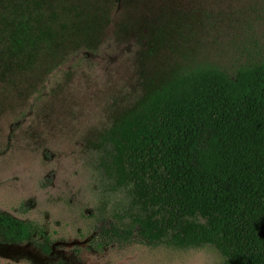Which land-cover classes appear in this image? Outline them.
<instances>
[{
	"label": "rangeland",
	"instance_id": "rangeland-1",
	"mask_svg": "<svg viewBox=\"0 0 264 264\" xmlns=\"http://www.w3.org/2000/svg\"><path fill=\"white\" fill-rule=\"evenodd\" d=\"M15 14L48 34L12 45ZM262 57L264 0H0V212L38 229L0 235V264H222L212 245L103 243L134 209L104 136L178 67Z\"/></svg>",
	"mask_w": 264,
	"mask_h": 264
},
{
	"label": "trees",
	"instance_id": "trees-1",
	"mask_svg": "<svg viewBox=\"0 0 264 264\" xmlns=\"http://www.w3.org/2000/svg\"><path fill=\"white\" fill-rule=\"evenodd\" d=\"M9 29L14 46L32 48L48 34L17 14ZM104 137L109 175L130 186L134 204L101 227L104 244L212 245L222 264H264V57L178 67ZM37 230L0 212L9 242Z\"/></svg>",
	"mask_w": 264,
	"mask_h": 264
},
{
	"label": "flooded vegetation",
	"instance_id": "flooded-vegetation-1",
	"mask_svg": "<svg viewBox=\"0 0 264 264\" xmlns=\"http://www.w3.org/2000/svg\"><path fill=\"white\" fill-rule=\"evenodd\" d=\"M30 239V238H29Z\"/></svg>",
	"mask_w": 264,
	"mask_h": 264
}]
</instances>
